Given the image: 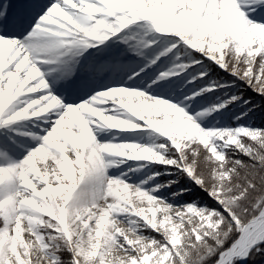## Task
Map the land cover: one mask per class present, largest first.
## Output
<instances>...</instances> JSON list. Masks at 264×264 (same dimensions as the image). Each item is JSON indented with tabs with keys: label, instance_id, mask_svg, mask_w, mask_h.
Wrapping results in <instances>:
<instances>
[{
	"label": "snow or ice",
	"instance_id": "6c2138e0",
	"mask_svg": "<svg viewBox=\"0 0 264 264\" xmlns=\"http://www.w3.org/2000/svg\"><path fill=\"white\" fill-rule=\"evenodd\" d=\"M246 89L264 98V0H0V264L264 251ZM183 181L213 203H178Z\"/></svg>",
	"mask_w": 264,
	"mask_h": 264
},
{
	"label": "rangeland",
	"instance_id": "374dc122",
	"mask_svg": "<svg viewBox=\"0 0 264 264\" xmlns=\"http://www.w3.org/2000/svg\"><path fill=\"white\" fill-rule=\"evenodd\" d=\"M245 94L246 96L251 99L253 102L254 100L257 98V94L252 92L250 89H246L245 90ZM260 97V96H259ZM262 98V97H261ZM264 99V98H263ZM254 115L255 113L253 114L252 117H250V120L249 122H251L253 125H254ZM255 126V125H254ZM241 159L247 161V157L245 156H241L240 157ZM186 187L190 188V194L189 195H185L183 196L182 198H180L179 201H177L178 203H182L184 201H187V200H198L200 201L201 203H208V204H212L213 202L207 197V195L202 191L200 190L198 187H196L195 185L193 184H190L189 182L187 181H183L182 182ZM246 260L244 261H240L238 262V264H244Z\"/></svg>",
	"mask_w": 264,
	"mask_h": 264
},
{
	"label": "trees",
	"instance_id": "16d2710c",
	"mask_svg": "<svg viewBox=\"0 0 264 264\" xmlns=\"http://www.w3.org/2000/svg\"><path fill=\"white\" fill-rule=\"evenodd\" d=\"M221 75H223L221 73ZM254 104L257 106L255 111V123L256 126L264 127V99L257 96L254 100ZM244 264H264V251L259 253L253 252L252 256L248 258Z\"/></svg>",
	"mask_w": 264,
	"mask_h": 264
}]
</instances>
